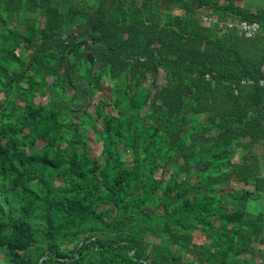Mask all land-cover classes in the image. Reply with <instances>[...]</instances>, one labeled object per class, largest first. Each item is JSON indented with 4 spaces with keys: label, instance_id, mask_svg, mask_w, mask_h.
<instances>
[{
    "label": "trees",
    "instance_id": "obj_1",
    "mask_svg": "<svg viewBox=\"0 0 264 264\" xmlns=\"http://www.w3.org/2000/svg\"><path fill=\"white\" fill-rule=\"evenodd\" d=\"M246 2L0 0V264H261L264 36L200 22Z\"/></svg>",
    "mask_w": 264,
    "mask_h": 264
},
{
    "label": "built area",
    "instance_id": "obj_2",
    "mask_svg": "<svg viewBox=\"0 0 264 264\" xmlns=\"http://www.w3.org/2000/svg\"><path fill=\"white\" fill-rule=\"evenodd\" d=\"M200 22L203 26H216L218 28V34H228L233 32L239 36L245 38H252L256 34L263 33L264 27H262L258 22L246 21V20H222L220 21L216 15H208L207 12H204L200 16ZM208 77V76H206ZM250 81H246L249 83ZM261 86H264V81L260 82ZM264 238V234H263ZM259 249L258 244L256 245Z\"/></svg>",
    "mask_w": 264,
    "mask_h": 264
},
{
    "label": "rangeland",
    "instance_id": "obj_3",
    "mask_svg": "<svg viewBox=\"0 0 264 264\" xmlns=\"http://www.w3.org/2000/svg\"><path fill=\"white\" fill-rule=\"evenodd\" d=\"M247 4L251 3L252 0H246ZM256 0H253V3L255 4ZM175 13H180V11H177ZM40 26H43V20L41 19L40 20ZM19 28V27H18ZM72 30V27L70 26H66L65 29H64V33L67 34L69 32H71ZM84 52L86 53V47L84 48ZM164 83V76L162 73L159 74V84H163ZM109 86L110 84L108 83V81H104L103 82V87H104V91L102 93H99L97 95H95L93 98H92V102L95 103L99 98H104V97H109L110 95V92H109ZM30 98L34 101V102H39V101H42V102H45L47 101V98H41L37 95H34V94H31L30 95ZM73 99H75V97H72ZM76 101L80 100L78 98L75 99ZM108 112H110V109L107 110ZM42 144L41 141L38 142V146ZM89 147L91 149V152H90V159H98L100 161V151H101V143L99 141H97L96 139L94 140L93 139V135H92V132H91V135L89 136ZM56 184H60L59 182H57ZM235 187H233L232 189H234ZM237 189V188H236ZM197 233V232H196ZM200 238L196 239L194 241V243H200L201 241L199 240ZM175 249V248H174Z\"/></svg>",
    "mask_w": 264,
    "mask_h": 264
},
{
    "label": "crops",
    "instance_id": "obj_4",
    "mask_svg": "<svg viewBox=\"0 0 264 264\" xmlns=\"http://www.w3.org/2000/svg\"><path fill=\"white\" fill-rule=\"evenodd\" d=\"M251 12H252V10H251ZM218 17V16H217ZM219 18V17H218ZM226 20H237V19H235V18H230V17H228V18H226ZM259 34H261V35H263L264 36V34L263 33H259ZM219 36H222V35H220V34H218ZM257 35V34H256ZM246 81H249V80H242L241 81V84H244ZM262 81H264V80H262ZM261 82V81H260ZM260 82H259V85H260ZM249 83H251V81L249 82ZM248 83V84H249ZM261 86V85H260ZM262 87H264V86H262ZM252 156H253V158L256 156L257 157V159L259 160V168H260V171H261V177H263L264 176V140H262L261 142H259L256 146H255V148H254V153H252L251 154ZM233 187H236L235 186V184L233 185V184H231V188H233ZM238 189V188H237ZM244 189V188H243ZM246 190L247 191H250L252 194H253V197H256V195H255V193H254V191H253V189L252 188H246ZM263 234H264V230L262 231V234L260 235V237L258 238V240L259 239H262V242H258V240H256L255 241V243L257 244L258 243V247H259V249H260V251L262 252L261 254L262 255H259L260 256V258L258 259V263H261V264H264V238H263ZM256 244L254 245L255 247H256Z\"/></svg>",
    "mask_w": 264,
    "mask_h": 264
}]
</instances>
